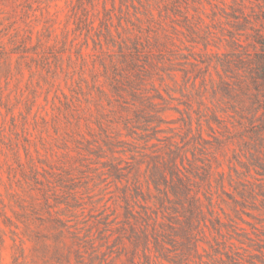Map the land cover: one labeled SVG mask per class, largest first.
<instances>
[{
  "label": "rangeland",
  "instance_id": "obj_1",
  "mask_svg": "<svg viewBox=\"0 0 264 264\" xmlns=\"http://www.w3.org/2000/svg\"><path fill=\"white\" fill-rule=\"evenodd\" d=\"M232 1L135 0L121 6L119 0H82L84 26L77 19L83 12L74 14L77 0H0V264H264V197L234 203L239 199L227 181L232 147L216 150L208 128L216 75L202 39L227 28L223 11ZM104 19L113 41L104 36ZM136 35L143 55L138 67H127L119 54L128 52L121 47L131 48ZM216 42L208 53L229 50L224 43L216 49ZM114 78L123 88L120 96L112 89ZM150 103L164 110L161 123L136 117L133 106L152 114ZM99 112L102 128L95 123ZM170 151L186 156L187 168H198L192 186L203 203L194 223L197 251L171 236L163 256L149 243L146 261L143 231L152 242L161 216L157 193L146 182L148 168ZM112 167L121 168L120 176ZM202 168L211 171L208 182ZM221 172L225 194L216 184ZM244 175L264 186L252 171ZM127 203L135 219L125 217ZM30 204L40 222L25 226L18 214ZM145 211L150 219L143 222ZM35 234L47 248L35 245L29 237Z\"/></svg>",
  "mask_w": 264,
  "mask_h": 264
},
{
  "label": "trees",
  "instance_id": "obj_2",
  "mask_svg": "<svg viewBox=\"0 0 264 264\" xmlns=\"http://www.w3.org/2000/svg\"><path fill=\"white\" fill-rule=\"evenodd\" d=\"M119 1L121 6H123L128 1L132 3L135 0ZM83 5L82 0H77L73 9L75 15L78 14L77 10L83 12L80 17H77L78 23L87 26L86 9L83 8ZM223 14L227 28H221L220 35L217 36H213L208 31L202 39V45L205 49L204 54L213 59V69L216 75V80L211 82L212 98L216 103L208 128L211 132V137L214 139L216 150L223 152L226 148L232 147L229 170L232 171L233 175H228L227 181L230 186L234 185L236 196L239 199H234V203L243 205L248 200L256 201L258 195L264 197V191L259 194L255 192L254 188L255 186L263 189L264 186L240 178V176L246 177L244 173L252 171L255 175L252 176L255 182H264V0H233L230 11H223ZM103 21L101 25L104 26V36L109 41H113L108 20L104 19ZM185 21L191 25L187 17ZM191 27L189 26V28ZM137 32L140 33L141 31L138 30ZM133 39L134 42L131 48H126V45L121 47V49H127L128 52L120 51L119 54L122 59L121 63H124L127 67H138L142 54L140 49H144L139 36L136 35ZM214 39L217 42L213 44V47L219 49L224 43L223 47L229 50L220 53H208L206 49ZM145 54L149 55V52ZM115 66L119 69L116 63L114 64ZM112 82L113 91L120 96V92L123 91L122 86H119V81L115 78ZM132 89L136 91L135 88ZM142 97L141 95L135 96V100L141 104L140 100H143ZM71 104L72 102H67L64 110H68L72 106ZM147 107L151 108L152 114H142L143 109L133 106L134 112L137 113L136 117L144 119V122L148 125L154 121L161 123L162 118L159 113L164 110H158L156 105L151 103ZM72 111L76 113L77 108L72 109ZM7 112L11 114V109L7 108ZM103 117V112H99L98 117L95 118V123L99 128H102ZM81 118L82 115L77 117V119ZM11 120L14 121L13 116ZM68 122L71 124V121ZM76 122L78 123L77 120ZM90 123H92L90 118L86 119L88 128ZM12 125L14 126V124ZM166 155V157L157 156V160H154L148 168L146 182H148V189L151 184L157 193L156 202L161 216L157 215L154 220V225L159 226L160 229H152V242L148 240L147 236L149 234H147L146 229L143 231L144 244L142 246V254L146 261L150 260L149 243L153 244L156 253L163 256L166 250L165 238L171 236L174 241H176L177 237L185 240L187 242V250L197 251L198 241L196 237L198 232L195 231L194 223L195 219L203 214V203L198 196V192L193 191L192 186L195 182L193 180L194 177L198 175V168L190 163L187 168L184 165V160H187L184 155L175 156L174 151H170ZM178 157H180L179 163L176 161ZM187 162L189 161L187 160ZM238 167L245 170L244 173H239ZM30 168L32 174L35 175L37 171L32 159ZM120 170L121 168L112 167L116 177L120 176ZM203 170V178L208 182L211 171L208 168ZM223 176L222 172L218 173L216 184L220 191L225 194V178ZM233 176L236 178H233ZM135 181L138 184L136 178ZM138 189V187L135 188V190ZM134 192L137 195V192ZM212 197L210 193L204 195V199L207 201L206 207L208 208L213 206ZM31 205L28 207L25 205L20 206L22 211L18 215L23 219L25 226L31 225L33 220L38 219L40 222V218L33 217H36V208ZM124 209L127 219H135L137 213L130 204L127 203ZM0 214L3 215V208H0ZM48 215L51 216L50 214ZM140 218L145 222V220L150 219V215L145 211ZM158 219L161 222H158ZM55 223L63 227L60 220H55ZM167 231L171 234H167ZM29 237L35 245L48 247L41 242L38 234L29 235ZM136 240L132 242L135 245Z\"/></svg>",
  "mask_w": 264,
  "mask_h": 264
}]
</instances>
